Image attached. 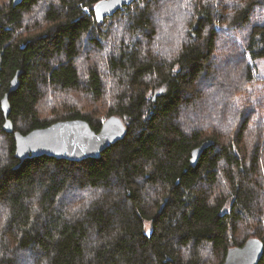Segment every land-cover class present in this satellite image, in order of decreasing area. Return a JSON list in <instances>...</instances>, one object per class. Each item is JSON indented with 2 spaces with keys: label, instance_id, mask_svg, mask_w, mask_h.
<instances>
[{
  "label": "trees",
  "instance_id": "1",
  "mask_svg": "<svg viewBox=\"0 0 264 264\" xmlns=\"http://www.w3.org/2000/svg\"><path fill=\"white\" fill-rule=\"evenodd\" d=\"M101 1L0 0L14 131L125 132L98 159L18 166L0 109V264H222L264 245V0H132L99 21ZM74 94L106 97L104 119Z\"/></svg>",
  "mask_w": 264,
  "mask_h": 264
},
{
  "label": "water",
  "instance_id": "2",
  "mask_svg": "<svg viewBox=\"0 0 264 264\" xmlns=\"http://www.w3.org/2000/svg\"><path fill=\"white\" fill-rule=\"evenodd\" d=\"M22 0H13L14 6ZM132 0H103L96 4L94 12L101 21L112 17L118 10L127 6ZM20 72L10 82L8 92L0 101V109L4 118L3 128L13 134L15 142V158L18 166L25 160L34 158H53L71 162L86 159H98L113 144L121 141L125 132L120 122H104L98 132L93 131L89 124L82 120L56 122L45 128L35 129L27 134L14 131L9 120V94L19 87ZM205 145L194 149L191 153L190 165L195 166ZM264 253V245L256 238L248 239L240 247H232L227 251L222 264H258Z\"/></svg>",
  "mask_w": 264,
  "mask_h": 264
},
{
  "label": "rangeland",
  "instance_id": "3",
  "mask_svg": "<svg viewBox=\"0 0 264 264\" xmlns=\"http://www.w3.org/2000/svg\"><path fill=\"white\" fill-rule=\"evenodd\" d=\"M108 91V90H107ZM72 97H77L79 100H81V102H83L82 106H79L80 109H84V111L86 112H92L94 113V111H96V118L99 117L101 120L104 119L105 116V111H106V107H107V103L105 101L106 97L104 98V100L102 102L97 103L96 105L91 106L90 101L88 98H86L85 96L82 95H72ZM50 97L47 96L42 103H44L43 105L40 104L39 109L41 110H46V114L45 116L49 118V120L53 119L54 117L52 116L53 114L60 112V106L56 105L55 101H50L49 99ZM203 108L202 106H198L197 110ZM197 116V115H196ZM193 121L194 119L191 118L190 122ZM146 230L147 232L150 231V226L149 224H146Z\"/></svg>",
  "mask_w": 264,
  "mask_h": 264
},
{
  "label": "bare ground",
  "instance_id": "4",
  "mask_svg": "<svg viewBox=\"0 0 264 264\" xmlns=\"http://www.w3.org/2000/svg\"><path fill=\"white\" fill-rule=\"evenodd\" d=\"M134 174H135V173H134ZM136 177H137V176H136ZM216 178H217V177H216ZM216 178H215V179H216ZM212 186H213V185H212ZM207 189H208V188H207ZM216 195H217V194H216ZM219 196H220V195H219Z\"/></svg>",
  "mask_w": 264,
  "mask_h": 264
}]
</instances>
